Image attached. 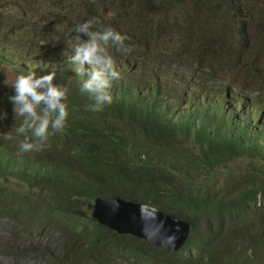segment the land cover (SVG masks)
Instances as JSON below:
<instances>
[{"label": "trees", "instance_id": "16d2710c", "mask_svg": "<svg viewBox=\"0 0 264 264\" xmlns=\"http://www.w3.org/2000/svg\"><path fill=\"white\" fill-rule=\"evenodd\" d=\"M222 1L227 7L222 16H241L240 0ZM82 6L86 18L97 17L87 11V4ZM195 6L192 55L198 57L205 72L207 67L202 63L207 56L216 65L222 64L216 59L219 54L214 42L225 51L228 44L220 35L226 29L214 27L215 33L208 36V29L198 23L199 14L206 17L210 10L219 11L209 8V0H196ZM254 8L264 11L263 7ZM4 24L12 27L8 32L0 27V68L7 65L18 73L34 71L37 75L55 70L53 82L67 89V127L51 137L45 150L20 155L15 140L0 139V178L15 177L30 188L22 195L0 181V215L19 226L21 218L35 222L31 231L40 237L34 249L39 257L49 264H101L117 257L137 264H264V181L257 186H243L238 180L220 186L212 181L196 182L201 171L231 156L264 158V130L249 129L257 127L250 122L239 126L236 121L234 104L239 99L229 103L232 110L228 111L225 96L219 91L207 93L203 81L183 77L171 66L160 69L144 53L136 63L138 73L120 70L115 61L121 78L113 81V102L94 113L86 110L92 101L88 93L80 91L82 78L69 61V49L63 48L61 55H48L54 36L50 30H38L44 22H32L25 14L14 17L1 12L0 25ZM68 37L64 41L68 42ZM154 38L150 36V40ZM257 46H264V42ZM150 53L154 59L171 55ZM225 55L224 65L237 63V57ZM223 92L226 95L225 88ZM14 94L0 77V133L12 132L19 124L9 99ZM176 133L193 137L197 154H188ZM109 195L151 204L188 220L191 233L185 246L179 252H168L134 235L113 232L89 217L87 203ZM248 214L251 218L236 224ZM250 219L255 221L254 227ZM237 229L252 230L238 239L231 236ZM53 232L60 238L59 244L52 242L49 233ZM224 236L238 241L236 252L224 249Z\"/></svg>", "mask_w": 264, "mask_h": 264}, {"label": "rangeland", "instance_id": "374dc122", "mask_svg": "<svg viewBox=\"0 0 264 264\" xmlns=\"http://www.w3.org/2000/svg\"><path fill=\"white\" fill-rule=\"evenodd\" d=\"M195 1L0 0V13L14 17L25 14L27 17H31L32 22H44L38 30H50L54 36L46 50L48 55L57 56L58 53L61 55L63 48H68V55H70L73 50L69 43L64 41V37L74 34L67 33L74 24L89 19L84 16L85 7L82 6V4H87V11L95 14L107 26L125 37L122 45H108L109 53L114 57L120 70L124 72L128 70L127 73H138L136 63L143 59L145 53L151 62L159 64L160 69H163V65L171 66V69L180 71L183 77L191 76L195 82L203 81L202 87L207 93L215 95L219 91L222 96H225V105L228 111L232 110L228 106L229 103L239 99L242 103L238 100L237 104H234V110L238 112L236 116L238 125L244 126L250 122L253 125L257 124V127L248 126L249 129L264 130V46L260 48L257 46L264 42V11L254 8L258 6L264 9V2L261 0H240L242 9L240 8L238 13L241 16L230 15L227 17L222 16V12L227 9L224 1L209 0V8H215L219 13H213L210 10L209 16L204 17L199 14L200 22L198 23L208 29L206 31L208 36L215 33L216 28L214 27L226 29V33L220 36H223L228 46L224 52H221L218 49V42H214L215 51L219 54L216 59H220L222 64L216 65L213 60H209L211 57L207 56L206 61L202 63L207 67L203 72L196 59L198 57L194 58L192 55L197 25ZM0 27L8 32L12 25L4 24ZM32 27L31 25V31H33ZM1 34L5 35V33ZM150 36L156 38L150 40ZM180 40H183L185 44ZM151 51H161L171 55H167V59H154L151 56ZM225 54L237 57V63L233 61L224 65L226 63ZM251 60L253 61L251 62ZM123 61L124 63H122ZM169 61L173 62L169 63ZM1 67L0 77L4 84L10 87L9 84L19 73L11 66L1 65ZM6 80L9 84L5 83ZM224 88L226 95L223 92ZM241 105L242 108H240ZM187 108L190 111V106L187 105ZM176 138L178 140L181 138L188 154H197L198 149L193 147V137L186 138L181 133H176ZM196 179L198 185L200 183L210 184L212 181L220 186L238 180L243 186H257L264 181V158L231 156L220 165L201 171ZM0 181L6 187L13 188L22 195L28 194L30 190L27 184H22L15 177L0 178ZM251 216V214L246 215L236 224L243 223ZM20 222H22V226H19V223L16 224L9 217L0 215V264H49L34 251L36 245H39L38 239L40 238L36 232L31 231L35 222L25 218H21ZM250 223L251 227H254L253 219H250ZM251 230L237 229L231 236L241 239ZM49 235L52 237V242L60 243V238L56 233H49ZM237 242H231L228 236H224V249L236 252L240 247ZM49 246L55 247V245ZM83 264L96 263L84 261ZM101 264L137 263L130 258L117 257L109 263Z\"/></svg>", "mask_w": 264, "mask_h": 264}, {"label": "clouds", "instance_id": "9594fccd", "mask_svg": "<svg viewBox=\"0 0 264 264\" xmlns=\"http://www.w3.org/2000/svg\"><path fill=\"white\" fill-rule=\"evenodd\" d=\"M67 33H75L68 37V43L73 50L69 61L77 75L82 78L80 91L88 93L92 101L86 105V110L94 113L103 111L106 105L113 102L110 91L113 81L121 78L108 45H122L125 37L111 27H104L98 17L74 24ZM85 64L89 66L87 69ZM55 75V70L42 75L28 71L16 75L11 84L5 81L15 90V94L9 99L14 104L15 121L19 120V124L12 132L0 133V139L15 140L20 155L45 150L50 146L51 137L62 134L67 127V89L53 82Z\"/></svg>", "mask_w": 264, "mask_h": 264}, {"label": "water", "instance_id": "95a60500", "mask_svg": "<svg viewBox=\"0 0 264 264\" xmlns=\"http://www.w3.org/2000/svg\"><path fill=\"white\" fill-rule=\"evenodd\" d=\"M87 215L117 233H128L169 252L180 251L190 223L150 204L117 195L97 196L86 205Z\"/></svg>", "mask_w": 264, "mask_h": 264}]
</instances>
